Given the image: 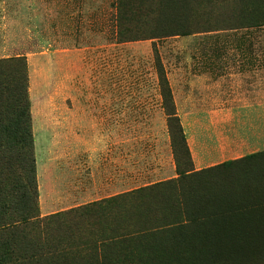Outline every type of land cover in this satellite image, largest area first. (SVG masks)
<instances>
[{
	"label": "rangeland",
	"instance_id": "1",
	"mask_svg": "<svg viewBox=\"0 0 264 264\" xmlns=\"http://www.w3.org/2000/svg\"><path fill=\"white\" fill-rule=\"evenodd\" d=\"M178 1L190 17L188 36L122 42L116 0H0V60H12L1 67L9 82L0 100L16 89L13 73L21 62L12 57L18 58L26 76L34 200L27 165L20 166L19 135L5 122L0 155L17 160L16 191L33 201L29 217L36 226L55 214L177 180L180 171L215 170L208 188L200 180L184 187L187 214L215 207L211 224L197 234L209 237L213 251L256 250L244 255L247 264H264V0ZM152 22L141 31L158 25ZM175 121L189 161L181 148L173 151L169 125ZM198 159L208 163L195 170ZM228 161L234 163L217 168ZM228 183L236 184L233 191ZM166 201L163 211L177 213L172 199ZM234 203L246 210L220 215ZM8 204L14 215L25 213L17 198ZM207 255L173 261L236 264L233 257Z\"/></svg>",
	"mask_w": 264,
	"mask_h": 264
},
{
	"label": "trees",
	"instance_id": "2",
	"mask_svg": "<svg viewBox=\"0 0 264 264\" xmlns=\"http://www.w3.org/2000/svg\"><path fill=\"white\" fill-rule=\"evenodd\" d=\"M168 1L171 8L168 7ZM179 3L178 0H116L120 40L129 42L141 39L140 37H167L173 36L174 32L178 36H188L191 31L184 24L190 17H187L185 12H180ZM171 11L175 14L171 15ZM136 16L144 19L138 22ZM146 21L158 25L143 32L141 25ZM162 21L165 24H162ZM12 58L16 63L21 62V70L19 73H13L16 81L14 93H7L4 96L6 98L0 100V128L5 122L8 131L19 135L18 154L24 157L20 166L27 165L24 169L27 170L26 176L31 184L29 191L32 190L34 200V159L28 117L29 103L24 86L26 76L22 60ZM8 60H0L2 91L3 83L9 80L1 77V67L5 62L12 61ZM163 83L166 84L165 81ZM163 83L160 86H164ZM174 123L169 125L173 151L175 153L177 148H181L189 161L184 135L176 121ZM12 160H15L12 156L0 155V264H177L173 259H196L202 254L225 261L233 257L236 264H247L246 253H259L256 250L241 249L213 251L208 247L211 246L209 237L205 241L202 234H197L202 231V226L211 224L215 207L211 203L207 210H192L190 215L187 214L184 187L188 184L197 185L200 180L208 188L214 183L212 179L216 177L215 170H187L184 173L180 171L177 180L140 187L113 198L71 209L63 214H55L40 220L36 226L32 225L34 222H31L32 217H29L33 201L29 196L16 191L19 186L14 180L18 181V178L12 173ZM233 163L234 161H228L217 168L222 169ZM221 181L218 183L220 187L223 186ZM228 185L231 187L230 191L236 187V184ZM166 190L172 192L174 198L171 195L166 196ZM11 198H17L21 211L23 209L25 213H12L8 204ZM170 199V206L177 210V213L171 212V207L170 210L166 207L164 211L161 208V205H165L166 200ZM241 210H246L244 205L235 208V203L226 204L221 208L220 215L230 216ZM29 225L37 228L38 232L31 233ZM198 239L204 240L201 241L203 244L208 243L207 246L200 247L202 244Z\"/></svg>",
	"mask_w": 264,
	"mask_h": 264
},
{
	"label": "crops",
	"instance_id": "3",
	"mask_svg": "<svg viewBox=\"0 0 264 264\" xmlns=\"http://www.w3.org/2000/svg\"><path fill=\"white\" fill-rule=\"evenodd\" d=\"M205 163H208L207 160L201 161V160H194V169L198 170L204 166Z\"/></svg>",
	"mask_w": 264,
	"mask_h": 264
}]
</instances>
